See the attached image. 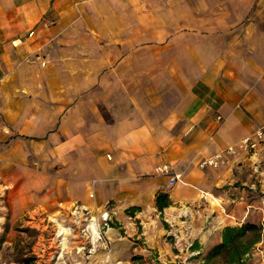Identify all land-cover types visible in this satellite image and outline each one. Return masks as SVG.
I'll return each instance as SVG.
<instances>
[{"label":"crops","instance_id":"obj_1","mask_svg":"<svg viewBox=\"0 0 264 264\" xmlns=\"http://www.w3.org/2000/svg\"><path fill=\"white\" fill-rule=\"evenodd\" d=\"M0 79V187L107 221L114 264L251 221L264 0H0Z\"/></svg>","mask_w":264,"mask_h":264},{"label":"rangeland","instance_id":"obj_2","mask_svg":"<svg viewBox=\"0 0 264 264\" xmlns=\"http://www.w3.org/2000/svg\"><path fill=\"white\" fill-rule=\"evenodd\" d=\"M255 151H249V154L253 156L256 154ZM258 154L260 155L256 166L259 165V168L255 172V178L251 180L252 187L239 188L240 191L244 190L245 203L248 202L254 207L251 209L253 217L251 221L246 220L240 226L247 222L256 224L260 221L257 225L264 227V146L258 150ZM12 199L14 202L11 203L6 190L0 187V264L115 263L110 258V250L102 244V241H106L108 228H113L112 225L106 226V222L100 223V226L94 225L96 220L94 222L90 215L76 214L68 209L39 207L37 204L23 200L17 191H14ZM160 218L163 219V216ZM93 226L98 230L97 235ZM61 227L68 232L64 236L59 234ZM166 228L168 229L167 226ZM119 232L124 236L123 231ZM63 238H66L65 242ZM166 240L175 247L172 236L166 237ZM193 244L174 259L160 260L158 254L149 253L146 260L144 256L136 255L131 262L133 264H201L200 254L205 255L213 247H201V251L191 252L190 248ZM174 251L177 253L175 249ZM245 264H264V243L256 246Z\"/></svg>","mask_w":264,"mask_h":264},{"label":"trees","instance_id":"obj_3","mask_svg":"<svg viewBox=\"0 0 264 264\" xmlns=\"http://www.w3.org/2000/svg\"><path fill=\"white\" fill-rule=\"evenodd\" d=\"M169 206L168 196L157 197V208L162 212ZM221 243L210 249L202 257L201 264H245L260 243H264V227L250 222L242 226L226 227L221 234ZM199 244L194 243L190 251H200Z\"/></svg>","mask_w":264,"mask_h":264},{"label":"built area","instance_id":"obj_4","mask_svg":"<svg viewBox=\"0 0 264 264\" xmlns=\"http://www.w3.org/2000/svg\"><path fill=\"white\" fill-rule=\"evenodd\" d=\"M2 80L0 79V86H1ZM262 141H264V126L260 127L255 133L254 136L252 137H248L246 139L243 140V147L245 151H255L258 148L259 143H261ZM227 155L230 156H236L237 152L234 148H229L226 152ZM225 164V158L223 156V154H215L212 157L206 158L204 159L199 167L200 169L204 170V169H217L221 166H223ZM157 171H159L160 173H168L169 168L168 167H163V168H159ZM174 180H177V177L174 178ZM90 197H93V195H91ZM107 222V221H105ZM107 225V224H105Z\"/></svg>","mask_w":264,"mask_h":264},{"label":"bare ground","instance_id":"obj_5","mask_svg":"<svg viewBox=\"0 0 264 264\" xmlns=\"http://www.w3.org/2000/svg\"><path fill=\"white\" fill-rule=\"evenodd\" d=\"M59 227H60V226H59ZM93 230H94V233L97 235V234H98V230H97V228H96L95 226H93ZM67 233H68L67 230L61 227L59 234H60L61 236H64V235H66ZM65 241H66V238H63V242H65ZM65 244H66V243H65Z\"/></svg>","mask_w":264,"mask_h":264}]
</instances>
